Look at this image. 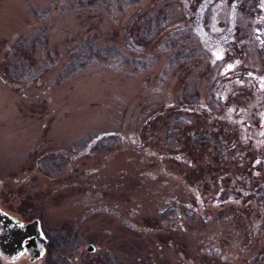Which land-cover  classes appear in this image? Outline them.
<instances>
[{
    "label": "rangeland",
    "instance_id": "374dc122",
    "mask_svg": "<svg viewBox=\"0 0 264 264\" xmlns=\"http://www.w3.org/2000/svg\"><path fill=\"white\" fill-rule=\"evenodd\" d=\"M109 3L83 10L69 0H0L1 208L24 222L41 220L48 236H76L64 254L75 264H99L103 254L116 259L118 250L119 264H264V230L248 247L231 208L190 216L185 203L194 198L162 180L154 159L184 150L170 131L173 107L191 93L209 103L217 89L215 96L235 105L264 110V0ZM33 11L47 14L36 19ZM41 33L43 51L14 53L20 37ZM88 40L117 46L131 63L98 59L58 80L70 64L66 50ZM191 47L204 57L174 61ZM223 65H239L232 72L239 81L215 88ZM24 68L30 73L17 79ZM180 121V135L213 128L184 112ZM102 135L114 137L86 151ZM166 169L184 173L176 162ZM172 185L169 206H180L161 218L167 203L153 192Z\"/></svg>",
    "mask_w": 264,
    "mask_h": 264
},
{
    "label": "trees",
    "instance_id": "16d2710c",
    "mask_svg": "<svg viewBox=\"0 0 264 264\" xmlns=\"http://www.w3.org/2000/svg\"><path fill=\"white\" fill-rule=\"evenodd\" d=\"M70 4L79 8L87 9L93 6H103L110 9L112 4L125 0H69ZM140 0H126L128 5H136ZM37 11H33L36 19H42ZM149 28V27H147ZM70 42V41H69ZM71 43V42H70ZM46 47L45 35H28L20 37L14 47V53L30 55L38 49L43 51ZM69 59V65L62 74L58 75V80L66 79L86 66L94 63L98 59H112L124 61L126 64L131 62L125 60L121 50L114 45L101 46L92 40L79 44H72L66 50ZM203 56V51L199 48H188L178 51L174 56V61L185 63ZM130 62V63H129ZM239 65H223L218 67L215 80V88L220 86L227 88L238 82V78L232 77V72ZM238 73V71H236ZM30 72L24 68L17 79H22L24 75ZM233 80V82H231ZM229 88V87H228ZM217 94V89H214ZM245 93V92H241ZM213 95L209 103H199L198 94L191 93L187 96L185 103L173 107L174 126L170 135H175L177 141H183L184 150L174 149L175 153L162 150L161 154H155L154 159L158 161L159 168L156 172L169 183H178L181 189L188 192L194 198V202L185 203L187 213L190 216L201 214L205 219L204 213L208 209L224 210L232 209L235 216L240 217L244 231L248 232V247L255 244V240L264 230V110L259 106L242 107L234 99H226ZM222 111V113L220 112ZM194 115L196 118L204 117L213 125L210 132H186L182 127L183 121H180L182 113ZM220 113L221 115L219 116ZM179 119V121H178ZM209 124V125H210ZM223 126V129L219 125ZM225 129H228L226 132ZM176 131V132H174ZM113 135H102L91 141V149L103 140L111 139ZM114 137V136H113ZM174 138H171L172 142ZM126 142V141H125ZM81 142L75 144L72 149L79 148ZM137 145V144H136ZM138 147V146H137ZM90 149V148H89ZM87 149L86 151H89ZM137 151L140 149L135 148ZM160 151V149H159ZM67 152V151H66ZM67 152L65 155L70 154ZM74 155V154H72ZM173 162L177 167L184 171L181 176L175 175L166 169V163ZM165 169V170H164ZM159 184V183H156ZM153 193L156 196H164L169 201L166 207H170L172 200L168 194L171 187L162 186L155 188ZM165 212L174 213L173 209H166ZM263 233V232H262ZM49 244L46 255L49 263L55 258L53 255L64 254L69 249H73L78 243L76 236H48Z\"/></svg>",
    "mask_w": 264,
    "mask_h": 264
},
{
    "label": "water",
    "instance_id": "95a60500",
    "mask_svg": "<svg viewBox=\"0 0 264 264\" xmlns=\"http://www.w3.org/2000/svg\"><path fill=\"white\" fill-rule=\"evenodd\" d=\"M48 240L41 223H23L0 209V253L11 259L28 256L36 261L43 256ZM93 249V246H90Z\"/></svg>",
    "mask_w": 264,
    "mask_h": 264
},
{
    "label": "flooded vegetation",
    "instance_id": "af4514ba",
    "mask_svg": "<svg viewBox=\"0 0 264 264\" xmlns=\"http://www.w3.org/2000/svg\"><path fill=\"white\" fill-rule=\"evenodd\" d=\"M164 201L165 202H168L169 201V199L168 198H165L164 199ZM173 201V200H172ZM179 206H180V202H178V208L176 207H174L173 208V210L175 211V209H179ZM172 206H170V207H165V209H164V211L163 212H161L162 214H160L159 215V217H161V218H166V217H171L174 213H168V212H165L166 211V209H168V208H170V209H172L171 208ZM6 211V210H5ZM7 213H9V212H7ZM25 223H27V222H25ZM46 235V234H45ZM46 237H48V235H46ZM76 247V246H75ZM45 248H47V247H45ZM88 252H93L94 251V248L93 249H90V246H88L87 247V249H86ZM46 252H47V250L45 249V254L43 255V257H45L46 256ZM65 254V253H64ZM64 254H62V252H61V254H57V255H53L55 258H59V259H55V260H53V262H51V263H49V261L46 259V262H45V264H75L73 261H71L69 258H66L65 257V255ZM120 255L119 257H116V259H112L111 258V256H107L106 254H103V256H102V258H105L103 261H100V263L99 264H119V262H121V256L123 257V255H122V253H121V251H116V255ZM135 253H133V252H131V251H129V256H131V255H134ZM42 257V258H43ZM28 258V260H29V262L31 263V264H37L38 263V261L41 259H38V260H36V261H31L30 259H29V257H26V256H21V257H19V258H16V259H11V258H9V257H6V256H4V255H2L1 253H0V264H17V263H19L22 259L24 260V259H27ZM111 259V260H110Z\"/></svg>",
    "mask_w": 264,
    "mask_h": 264
}]
</instances>
